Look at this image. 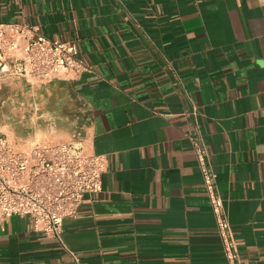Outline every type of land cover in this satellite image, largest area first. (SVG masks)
Returning <instances> with one entry per match:
<instances>
[{
  "label": "crops",
  "instance_id": "1",
  "mask_svg": "<svg viewBox=\"0 0 264 264\" xmlns=\"http://www.w3.org/2000/svg\"><path fill=\"white\" fill-rule=\"evenodd\" d=\"M0 22L76 41L92 67L0 84V135L80 132L103 189L63 224L83 264H227L188 137L208 146L243 264H264V0H0ZM0 264H75L29 217L0 222Z\"/></svg>",
  "mask_w": 264,
  "mask_h": 264
},
{
  "label": "built area",
  "instance_id": "2",
  "mask_svg": "<svg viewBox=\"0 0 264 264\" xmlns=\"http://www.w3.org/2000/svg\"><path fill=\"white\" fill-rule=\"evenodd\" d=\"M91 71L76 41L47 37L38 25L0 22V84L20 77L45 81ZM188 137L203 175L226 262L243 264L208 146L192 133ZM107 166L106 155L89 151L80 132L66 141L28 147L0 135V222L14 215L29 217L33 230L60 241L74 263L83 264L79 255L64 244L63 224L78 215L87 196L102 191Z\"/></svg>",
  "mask_w": 264,
  "mask_h": 264
}]
</instances>
